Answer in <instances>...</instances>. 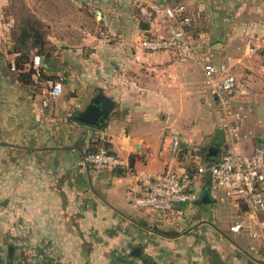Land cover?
Returning <instances> with one entry per match:
<instances>
[{
  "label": "crops",
  "instance_id": "1",
  "mask_svg": "<svg viewBox=\"0 0 264 264\" xmlns=\"http://www.w3.org/2000/svg\"><path fill=\"white\" fill-rule=\"evenodd\" d=\"M175 1L195 19L194 57L140 47L173 31L155 9L163 0H0V264H264V212L252 218L197 171L233 149L264 146V49L248 55L249 39L264 33V0ZM21 53L29 61L12 72ZM32 53L45 71L26 84L19 74L32 71ZM206 62L231 67L250 111L237 142L223 131L224 145L212 143L222 113L204 84ZM51 80L62 83L60 97L49 95ZM103 99L110 113L101 126L79 121ZM172 134L181 137L176 157L165 150ZM102 149L121 165L84 164ZM170 169L197 174L198 200L149 216L131 202L136 175Z\"/></svg>",
  "mask_w": 264,
  "mask_h": 264
},
{
  "label": "built area",
  "instance_id": "2",
  "mask_svg": "<svg viewBox=\"0 0 264 264\" xmlns=\"http://www.w3.org/2000/svg\"><path fill=\"white\" fill-rule=\"evenodd\" d=\"M155 9L163 12L172 23L173 31L166 36H151L141 40L140 47L151 53L170 52L180 53L186 57L197 54L193 42L195 19L188 13L186 5L175 0H163L162 5ZM264 49V33L257 40L249 39L248 55H255ZM32 77L39 80L45 71L43 59L32 53L30 66ZM204 84L211 95L216 107L222 113L221 128L231 143L244 138L242 128L250 115V111L238 102V86L231 67L227 64L206 62L203 64ZM11 71L16 72V63L11 65ZM49 95L60 97L63 85L60 81L48 82ZM48 106L43 103V109ZM39 120L40 117L37 116ZM165 150L173 157L181 151V137L172 134ZM84 164L94 170L114 169L121 165L120 159L102 149L89 153L84 158ZM198 174H208L211 186L223 190L225 198L237 206H246L252 218H257L264 212V146H258L250 155H243L234 149L224 154L221 159L209 166L198 168ZM197 174L185 169H170L164 173L140 172L136 175L141 191L132 196L131 202L149 216H169L183 205L198 200L196 188ZM242 225L232 228L233 232H240Z\"/></svg>",
  "mask_w": 264,
  "mask_h": 264
},
{
  "label": "water",
  "instance_id": "3",
  "mask_svg": "<svg viewBox=\"0 0 264 264\" xmlns=\"http://www.w3.org/2000/svg\"><path fill=\"white\" fill-rule=\"evenodd\" d=\"M99 14L101 13L99 12ZM217 45L219 46L220 44ZM3 57H5V54L0 50V58ZM109 104V101L106 99L92 102L88 108L78 117L79 121L95 126H101L110 113ZM212 143L213 145L217 146L224 145L225 137L222 129L216 131L212 139ZM207 201H210L209 191H206L201 199V202L203 203Z\"/></svg>",
  "mask_w": 264,
  "mask_h": 264
},
{
  "label": "trees",
  "instance_id": "4",
  "mask_svg": "<svg viewBox=\"0 0 264 264\" xmlns=\"http://www.w3.org/2000/svg\"><path fill=\"white\" fill-rule=\"evenodd\" d=\"M29 24L30 23L28 21L23 23V25H25L26 27L29 26ZM30 37H31L30 40L32 42V46L33 47L38 46V47H40V52L41 53L44 52V50L42 49L43 45H45L43 37L40 34H38V32L32 33L30 35ZM21 40H22V42H24V41H25V43L27 42L25 38H22ZM28 61H29V54L28 53H21V55L18 57V59L16 61V69H17L16 72L19 73L20 71H22L23 70V63L28 62ZM31 75H32V71H29V73H21V74H19V79L22 82L29 84L30 80H31Z\"/></svg>",
  "mask_w": 264,
  "mask_h": 264
},
{
  "label": "rangeland",
  "instance_id": "5",
  "mask_svg": "<svg viewBox=\"0 0 264 264\" xmlns=\"http://www.w3.org/2000/svg\"><path fill=\"white\" fill-rule=\"evenodd\" d=\"M17 8V15H19L23 20L26 18V17H28V13L26 12V10L23 8V7H16ZM31 24H33V23H31ZM91 26H93L92 24H96V21H95V18L93 17V19H92V22L90 21V23H89ZM33 25H35L36 27H35V29L37 30V31H40V32H43L44 30H43V26H41L40 24H33ZM43 25V24H42ZM92 28V27H91ZM198 29H196V33H195V37H199L198 36ZM197 35V36H196ZM218 39V38H217Z\"/></svg>",
  "mask_w": 264,
  "mask_h": 264
}]
</instances>
